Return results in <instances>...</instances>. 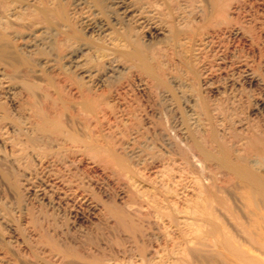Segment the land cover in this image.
<instances>
[{
    "label": "rangeland",
    "instance_id": "374dc122",
    "mask_svg": "<svg viewBox=\"0 0 264 264\" xmlns=\"http://www.w3.org/2000/svg\"><path fill=\"white\" fill-rule=\"evenodd\" d=\"M24 2L0 0V264H264V202L246 204L242 185L196 144L212 148L215 120L232 142L234 114L264 122V0H223L226 17L205 22L168 1L163 20L134 26L163 83L137 67L122 71L96 87V112L78 105L81 84L57 45L22 49L31 28L24 20H36ZM58 2L80 32L86 9ZM10 6L18 19L5 16ZM182 8L185 40L157 39L155 23ZM93 37L77 40L106 54ZM202 99L211 111L201 113ZM39 111L56 117L55 129L34 128Z\"/></svg>",
    "mask_w": 264,
    "mask_h": 264
},
{
    "label": "bare ground",
    "instance_id": "6f19581e",
    "mask_svg": "<svg viewBox=\"0 0 264 264\" xmlns=\"http://www.w3.org/2000/svg\"><path fill=\"white\" fill-rule=\"evenodd\" d=\"M58 1L59 0H25L24 2L25 7H28V9H30L31 13L34 15V18H36V20L31 23L27 22L28 20L27 21L24 20V22H26L27 24L29 23L31 28L29 27L30 28L29 32L25 34L24 37L25 41L23 43L22 49L26 53L31 54L35 51V49L48 48L49 45H51V47H55L56 50V45H57L60 53L59 54L60 60L64 62V64L66 65V69L74 72L75 78H77L80 82L79 84H81V86H79L80 89L79 88H77L78 90L76 89V91H78L77 95L79 94L78 95L79 97L77 98H79L78 105H80V107H82L83 109L86 108L87 110L96 112L97 108H99L97 107L98 96L95 93L96 87H98L101 84L103 85L106 79L114 80V78L119 73H122V71L124 72L125 70L127 71L129 69H132L133 67L134 68L137 67L142 72H144V74L146 73L147 75H149L153 79L152 81H158L157 82L158 84L159 82L163 83L162 81L163 78H161L162 76L160 77V74H158V72L153 68V65H151L150 62L151 55L149 56L150 53H148L147 51L148 48L147 44L142 42L138 38L139 36L137 37V34L135 33L136 28H134V26L136 23L138 22L140 23L143 18H147L148 16L155 17L157 15L160 16L159 18H161V16H163L164 13L162 12L163 13V14L161 13L162 15H158V14H160V10L163 6H165L163 8H166L167 2L168 1L170 2V0H156L154 2L150 0H117V4H114L116 0L115 1L111 0L110 3H108L106 0H76L77 3L75 4V6H77L78 4L82 5L81 8L83 7L88 12L86 14L83 13L78 20L79 23L82 25L81 26L79 24L82 29L80 32L71 29L72 25H70L69 22L71 20V19L69 20V16H70L69 14H71L72 11L67 12L66 9ZM179 2H181L180 4H184L182 7H184L185 10L186 8L187 10H190L188 9V7L193 8L192 11H194L195 14L193 20L201 19V21L204 20L205 22V19L211 20L213 18H216L217 16L223 18L226 17L225 16L226 10L224 8L223 0H179ZM11 6L8 7V9H6L4 14L8 18L16 19L18 17L16 13L17 11L16 7H11ZM73 7L71 8V10L74 11L76 7L74 9ZM181 10H183V8L179 10L176 9V11L174 12V16L171 15L173 17L169 21L164 20L165 22H163L162 21L163 19L161 18L162 20L159 19V21H157L155 25L153 24L154 25L153 32L155 33L157 39L159 40L162 39L163 41L171 40L173 42H178L179 44L182 43L181 41L185 40V39L183 40L185 36L183 29L188 25L189 22L188 20H186L187 14L185 16L184 14L185 10L184 11ZM170 13L171 12H169V14ZM101 15L104 16L106 15L110 20L108 21L100 20ZM196 22L197 21H195V23ZM187 28L189 30V27ZM227 30L237 33V31H239L240 29L238 30V28H230ZM83 32L84 34H87L89 36L90 35L94 36L95 39L99 41L100 43L99 45L104 46V49L107 50V53L103 55L96 45L87 47L85 44L83 45L78 43L79 40L77 39L79 36H81V34H83ZM241 36H242L241 38L246 39V37L242 33ZM185 37H187V33ZM53 55L54 56H52V58L50 59H52V61H55L56 54ZM98 58L100 59L103 58L104 60V63L101 66H97L96 65L97 62L95 63L93 61V60H97ZM50 59L49 60L47 59L48 61L46 60L47 62H43V63L51 66L52 61ZM0 75H2L1 72ZM2 78H4V76ZM203 78L205 79L204 82L206 88L209 91L217 90L218 84L209 82L208 81L209 79H207L206 75H204ZM248 79L253 80L254 77L249 76ZM4 83L7 85L6 82H3V85H5ZM143 83L145 84L144 81ZM226 89L227 88H225V90ZM231 91L232 90L230 89V92ZM198 103H199V109H201V113L202 110L204 112L208 110L209 107L207 106L206 100L202 99ZM216 104L213 105L217 106ZM195 105L193 104L189 106L188 114L191 119L195 118L200 113V111H197L198 104L196 106ZM238 105H240V103ZM257 105H259L260 109L264 110V98L258 101ZM230 110L232 109H229V111ZM215 112L217 113L218 111ZM200 114L198 116L201 117ZM241 114L240 115L238 114L239 115L238 117L236 116V114H234L235 119L232 121L233 122L232 127L233 129L235 128L237 131V133L234 134V131L232 130L233 135H236L235 141L232 142V140L234 139L232 137L231 139L226 141L227 136L231 134L230 133L231 129L226 125H223L222 121L216 122L215 120L216 117H215L214 120L216 123L212 121L214 123L209 125L207 124L208 138L207 137L206 138L209 139V141L211 142L212 148L206 150V149H202L203 146L201 147V144L199 142H197L196 144H198L197 148L203 153V156L217 160L218 162L217 164L220 165L219 167L221 168L224 167L225 170L227 169V171H229L232 174V176L243 187L244 192L242 193V195L245 198L244 202L247 201L246 204H249L250 206L254 207L257 199L262 200L264 202V169H263L264 168V122H260V121L256 122V120H253V118H249L247 116H241ZM54 118L47 116V114L44 113L43 111H39L36 114V122L34 124V128L44 132L45 130L48 131L50 129H55L59 122L56 119V117ZM203 119L204 117L202 118V120ZM200 126L201 124H199V127ZM3 139H4L3 143L7 142L5 138ZM113 215H115V217L116 216L121 217V214L120 213L117 214V212L115 211ZM228 243L230 242L226 241V244ZM262 248L264 249V242L262 243Z\"/></svg>",
    "mask_w": 264,
    "mask_h": 264
}]
</instances>
